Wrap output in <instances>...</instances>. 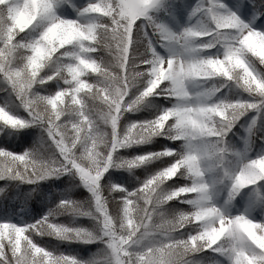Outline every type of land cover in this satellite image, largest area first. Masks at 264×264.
<instances>
[{
  "label": "snow or ice",
  "instance_id": "snow-or-ice-1",
  "mask_svg": "<svg viewBox=\"0 0 264 264\" xmlns=\"http://www.w3.org/2000/svg\"><path fill=\"white\" fill-rule=\"evenodd\" d=\"M164 8L0 0V136L40 129L29 151L0 148V180L71 173L92 194L90 208L61 200L32 223L0 220V264H264V0L177 3L190 9L180 30L157 15ZM234 87L247 95L223 93ZM153 96L170 106L122 126ZM158 136L172 145L114 160ZM154 160L165 166L134 190L105 194L110 168ZM62 211L94 226L58 223ZM44 236L100 247L85 260Z\"/></svg>",
  "mask_w": 264,
  "mask_h": 264
},
{
  "label": "rangeland",
  "instance_id": "rangeland-1",
  "mask_svg": "<svg viewBox=\"0 0 264 264\" xmlns=\"http://www.w3.org/2000/svg\"><path fill=\"white\" fill-rule=\"evenodd\" d=\"M77 2L83 3L86 2V0H77ZM227 2L231 4L232 0H227ZM177 3H187L189 5H195L196 0H165V8L160 10L157 13V15L172 28L176 30H180L182 27H184L190 22L189 21L190 9H186L184 11L178 12L176 10ZM161 51L164 52L163 49H161ZM215 52L216 50L213 49L212 53ZM212 83L214 82L213 81L208 82L209 85H211ZM215 83L219 85L220 83H223V80L221 78H217ZM223 93H227L231 95L233 98L241 94L245 96L247 95L246 93H242V90L236 87L232 88V91L230 93L228 88H224ZM218 95H222V94H218ZM241 123H243V121H241ZM237 130H239V125H237ZM13 135L17 136L18 133H15ZM135 151H137L139 154H144V151H139V150H135ZM130 158H133V156L124 159H130ZM114 160L116 161L115 157ZM120 161H116V162L119 163ZM124 168H128V167H124ZM128 169L131 170L132 168H128ZM51 178L41 180L36 183L24 182L13 185L11 188L6 189L5 194H0V220L5 218H10L16 223H32L35 222L37 219L48 215L51 205H55L57 207L60 204L61 200L72 201V199L70 198L64 187L62 186L60 179L58 177H54L53 179ZM74 181L75 179H73L72 177L64 180V182H66L68 185L74 186L75 182H77L75 184H82L80 179L79 181H75V182ZM5 186H6L5 182H0V188H5ZM82 186L84 185L82 184ZM89 194L91 195L92 198V194L90 192ZM38 196H40L39 199L33 200L38 198ZM64 212L68 215L60 218L57 217L56 221L58 223L71 225V226L86 227L83 224L84 221H82L81 220L82 218H80L78 215L67 211ZM85 222L87 221L85 220ZM48 241L49 240H47V242ZM52 242L55 244L54 248H59L60 250H63L67 253L75 254L85 260L88 259L93 253H95L97 251V248L100 247V245L97 243L85 244L79 242H68L63 240L62 241L53 240Z\"/></svg>",
  "mask_w": 264,
  "mask_h": 264
},
{
  "label": "trees",
  "instance_id": "trees-1",
  "mask_svg": "<svg viewBox=\"0 0 264 264\" xmlns=\"http://www.w3.org/2000/svg\"><path fill=\"white\" fill-rule=\"evenodd\" d=\"M4 97V93L0 92V106H2V100ZM150 103H146L143 105L139 110L129 112L126 114L124 120H122V126L129 121L132 120H146V119H152L156 114H158V111L161 110L163 107L170 106L168 100L164 96H153L150 98ZM40 140V129L38 127H30L25 128L21 132L18 133L17 136H10V137H4L0 136V148H7L10 151L22 153L31 150L32 148L36 147V145L39 143ZM172 145V142L169 140H166L163 136H158L152 139L150 142L142 143V144H134L131 148L126 147L120 149L116 155L115 159L116 161H120L124 158H129L130 156L136 157L139 154L135 150L144 151L146 152H157L162 147ZM125 149V150H123ZM141 149V150H140ZM164 161L162 160H154L148 163H145L142 166L132 168L129 170L128 168L124 167H112L109 169L107 173H105V176L102 178V187H104L105 194H108L109 186L110 185H123L128 190H134L136 187H138L144 180H146L150 175L155 173L158 169L164 167ZM75 179V181H79V177L73 176L71 173L60 175L58 178L61 181L62 186L72 199V201L77 202L81 206L85 208H90L89 205H91V195L89 194V191L82 186V184H75L68 185L66 182H64L65 179L69 178ZM52 177L51 179H53ZM0 182H5L6 189L11 188L13 185L24 183L19 180H0ZM171 183V182H169ZM113 196H116L117 193L115 191L112 192ZM38 198L33 199L37 200ZM171 207L177 206V202L173 201L171 202ZM57 207L55 205L50 206L49 213L56 210ZM68 214H66L64 211H62L60 214L56 215L54 218L57 217H65ZM79 216V215H78ZM82 218L81 220L84 221V226L88 228H92L94 226V220L91 217L88 216H79ZM41 218L37 219L36 221L40 220ZM57 220V219H56ZM85 220L87 222H85ZM64 221V220H63ZM66 223V222H64ZM40 239L41 243L53 247L55 244L52 242L55 241H62L59 239H56L52 236H44V237H38ZM47 240H49L47 242ZM63 251V250H61ZM65 252V251H63ZM65 254H68L65 252ZM211 253L208 254L210 256Z\"/></svg>",
  "mask_w": 264,
  "mask_h": 264
}]
</instances>
